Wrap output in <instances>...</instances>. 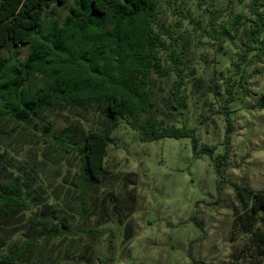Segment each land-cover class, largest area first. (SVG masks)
<instances>
[{
	"label": "rangeland",
	"instance_id": "rangeland-1",
	"mask_svg": "<svg viewBox=\"0 0 264 264\" xmlns=\"http://www.w3.org/2000/svg\"><path fill=\"white\" fill-rule=\"evenodd\" d=\"M73 1L47 9L42 29L62 22ZM248 4L163 0L156 13V29L172 35L161 38V67H171V50L184 53L185 108L179 114L167 104L174 73L153 75L146 117L164 128L190 127L198 150L211 148V158L194 156L189 139L143 143L119 120L110 132L105 172L93 185L80 176L77 152L62 150L55 136L70 131L82 146L88 132L108 131L110 123L95 104H56L31 127L0 120V184L13 179L15 194L29 202L27 210L0 224V255L24 247L26 264H264V244L252 239L253 231L264 232V223L236 198L240 189L264 190V56L241 70L234 66L250 25ZM260 12L264 15V8ZM237 19L231 38L207 34L211 21L220 30ZM28 53L27 46L8 44L0 49V63L23 62ZM225 111L232 131L219 178L212 158L224 152ZM48 122L52 127L45 134Z\"/></svg>",
	"mask_w": 264,
	"mask_h": 264
},
{
	"label": "trees",
	"instance_id": "trees-1",
	"mask_svg": "<svg viewBox=\"0 0 264 264\" xmlns=\"http://www.w3.org/2000/svg\"><path fill=\"white\" fill-rule=\"evenodd\" d=\"M68 1L0 0V49L8 44L13 49L29 48L23 62L0 63V120L10 118L31 127L35 120L43 118L46 109L56 104H95L110 123L108 131L88 132L82 146L70 131L55 136V144L62 150L77 152L80 176L93 185L100 183L105 172L107 148L112 142L110 132L117 128L119 120H125L143 143L165 138L189 139L194 156L205 154L211 158V148L198 150V140L190 127L164 128L146 117L152 106L153 75L167 78L174 73L176 80L167 104L179 114L185 108L180 97L185 81L184 53L170 51V68H162L160 63L159 51L164 49L161 38L172 37L169 30L156 29V13L163 0H74L62 22L55 20L42 29L44 12L53 5L64 8ZM262 8L264 4L249 0L250 25L244 30L243 51L234 63L237 70L260 63L264 56ZM214 20L207 31L214 38H228L238 24L237 19L229 29L221 25L217 30ZM227 93L226 103L230 104L233 99L229 90ZM225 122L224 152L212 158L219 178L230 152L232 124L228 111ZM51 127L48 122L45 134ZM14 187L13 179L0 184V224L29 207V202L15 194ZM216 191L220 193L219 182ZM236 198L250 216L264 223V190L240 189ZM86 233L96 238L95 231ZM252 239L258 245L264 244V232L253 231ZM6 243L4 238L1 245ZM108 246L111 249V239ZM27 259L26 249L15 247L0 255V264H26ZM112 259L113 250L109 257Z\"/></svg>",
	"mask_w": 264,
	"mask_h": 264
}]
</instances>
